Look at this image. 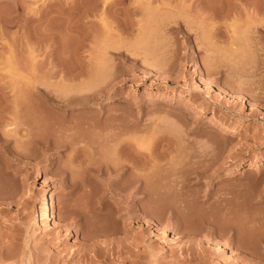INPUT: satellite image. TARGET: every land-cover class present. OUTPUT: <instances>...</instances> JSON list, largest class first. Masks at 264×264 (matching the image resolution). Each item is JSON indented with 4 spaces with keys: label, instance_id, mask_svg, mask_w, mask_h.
<instances>
[{
    "label": "rangeland",
    "instance_id": "obj_1",
    "mask_svg": "<svg viewBox=\"0 0 264 264\" xmlns=\"http://www.w3.org/2000/svg\"><path fill=\"white\" fill-rule=\"evenodd\" d=\"M141 1L0 0V92L31 85L47 106L29 113L33 139H12L27 155L0 164V264H264V41L248 4L207 0L203 19L190 0ZM119 139L147 164L124 181H161L159 202L92 174Z\"/></svg>",
    "mask_w": 264,
    "mask_h": 264
},
{
    "label": "bare ground",
    "instance_id": "obj_2",
    "mask_svg": "<svg viewBox=\"0 0 264 264\" xmlns=\"http://www.w3.org/2000/svg\"><path fill=\"white\" fill-rule=\"evenodd\" d=\"M122 0H113V1H108V0H105V2H104V5L105 6H114V5H116V4H118V3H120ZM138 1V0H137ZM139 1H141V0H139ZM212 1V0H211ZM211 1H207V0H190V2H188V4H186L185 5V7H188V9H193V10H195V11H197L198 13H200L199 14V16L200 15H202V14H204V13H210V12H217V9H219V8H217V7H219V5L216 3L215 4V2L213 3V2H211ZM236 1H245L244 3H245V5H247L248 4V7L247 8H251L250 10L249 9H247L246 10V14H247V22L246 23H248V27H249V31H250V33L252 32V34L254 33V34H256V33H258L259 34V40H261L262 42L264 41V23H263V20H264V0H236ZM142 2V1H141ZM217 2V1H216ZM143 3V2H142ZM222 3H223V1H222ZM227 2L225 1V4H226ZM139 4V3H138ZM228 4L230 5V7L232 6L233 8L234 7H236V6H234V5H237L238 3H236L235 2V0H229V2H228ZM227 4V5H228ZM240 4H242V3H240ZM78 5V4H77ZM223 5V4H222ZM244 4L242 5V6H245ZM249 5H250V7H249ZM136 6V5H135ZM217 6V7H216ZM221 6V5H220ZM239 6V5H238ZM242 6H240L241 8H242ZM74 7H75V5H74ZM222 7V6H221ZM220 7V8H221ZM228 7V6H227ZM246 7V6H245ZM223 9H224V5H223V7H222ZM227 9V8H226ZM229 10H230V8H229ZM232 10V9H231ZM230 10V11H231ZM235 10V9H234ZM243 10H245V9H243ZM219 12V11H218ZM208 15V14H207ZM210 15V14H209ZM211 15H212V13H211ZM214 16V15H213ZM202 17V16H201ZM215 17V16H214ZM211 18V17H210ZM203 19H205V14H204V18ZM202 19V20H203ZM262 20V21H261ZM215 23V22H214ZM209 24V23H208ZM213 24V23H212ZM211 24V25H212ZM210 24L208 25V26H211ZM215 25H216V23H215ZM245 25V24H244ZM217 26V25H216ZM246 26V25H245ZM176 27H177V25H176ZM179 27V26H178ZM180 27H181V25H180ZM185 28V27H184ZM215 26H212L211 27V29H210V32H208V33H210V38L209 39H211L210 40V42H209V46H210V48H211V50L212 51H214V49H212V48H214L215 47V44H216V36L217 35H215L216 34V30H215ZM177 29V28H176ZM183 29V28H182ZM248 30V29H247ZM184 32V31H183ZM248 32V31H247ZM236 33H238L237 31H236ZM236 33H234V34H236ZM244 33V32H243ZM249 33V34H250ZM184 35V34H183ZM186 36V35H185ZM191 36V35H190ZM236 36H237V34H236ZM250 36V35H249ZM249 36H247L246 35V37H248L249 38ZM241 37V36H240ZM243 37V36H242ZM245 37V36H244ZM246 37H245V40H246ZM250 37H252V40L253 39H255L254 37H255V35H252V36H250ZM186 38H187V40H188V36H186ZM215 38V39H214ZM261 38V39H260ZM208 39V40H209ZM218 39V38H217ZM240 39V38H239ZM250 39V38H249ZM249 39L247 40L248 42H250L251 41V44H252V42L254 41H252V40H250L249 41ZM257 39V38H256ZM263 39V40H262ZM214 40H215V43H214ZM238 40V39H237ZM243 42H245V41H243ZM257 42L258 41H256V43H255V47L257 46ZM213 43H214V46H213ZM254 43V42H253ZM264 43V42H263ZM246 44H247V42H246ZM258 44H259V42H258ZM110 45V44H109ZM114 45V44H113ZM233 46H232V48L233 49H237L236 51H238V49H239V47L235 44V43H233L232 44ZM249 45H250V43H249ZM252 45H254V44H252ZM251 45V46H252ZM260 45V44H259ZM213 46V47H212ZM262 46V45H261ZM264 46V45H263ZM112 47H114V46H112ZM209 48V47H208ZM257 48V47H256ZM255 48V51H258V49H256ZM258 48H259V46H258ZM246 49V48H245ZM264 49V48H263ZM253 50V49H252ZM259 50H260V48H259ZM258 52H260V51H258ZM260 54V53H259ZM240 56V55H239ZM247 71V70H246ZM248 72V71H247ZM253 75V74H252ZM205 80H208V79H206L205 78ZM254 83H255V81H253ZM252 82V83H253ZM28 85V84H27ZM247 87V86H246ZM250 87V86H249ZM248 87V88H249ZM247 88V89H248ZM16 88L14 87V89H11V90H8V91H5V90H2L1 92H0V94L3 96V99H5V101H6V99L8 98V99H10V97H14V99L12 100V101H14L13 102V104H12V106H10V107H7V105L6 106H2L3 108L2 109H0V164H2L1 166L3 167V169L2 170H4V168L6 167V168H11V166H12V163H11V159H7L6 158V155H8V157H9V155L10 156H12L11 158H13L12 159V161L15 159V160H17V161H22L21 160V157L22 156H24L25 154H26V152L24 151V149H22L21 148V146L19 147L18 146V143L19 144H22V143H20L21 141H23V139H25L26 140V138L25 137H27L28 135H32V137H30V139L32 138H34L35 136H33V133L35 132L34 131V127H32V126H34V125H32L31 123H30V121H31V118H30V115L32 114L31 112H33V114H34V112H36L35 113V118L37 117H40L39 115H41V118L42 117H44L45 119L47 118V117H45L46 115H45V112H46V110H47V106H46V104L44 103V101H42L41 99H40V97L41 96H43V93L44 92H40V90L39 91H36L35 90V87H34V89L31 87V85H30V87H25V88H19V89H17V90H15ZM48 90V89H47ZM250 90V89H249ZM245 91V90H244ZM46 96H49L47 93L45 94ZM61 96V95H60ZM45 97V96H44ZM43 97V98H44ZM61 98V97H60ZM65 98V97H64ZM12 99V98H11ZM10 99V100H11ZM67 99V98H66ZM70 99V98H69ZM73 100V99H72ZM66 101V100H65ZM7 102V101H6ZM5 102V103H6ZM73 102V101H72ZM70 103V102H69ZM2 104V103H1ZM48 105V104H47ZM8 106H9V104H8ZM49 106V105H48ZM41 108V110L40 111H38V108ZM35 109V111H33ZM37 110V111H36ZM29 113H31L30 115H29ZM45 115V116H43V115ZM32 116V115H31ZM48 116V115H47ZM41 118H38V119H41ZM43 119V118H42ZM45 119H43V120H45ZM37 122L39 121V120H36ZM35 121V122H36ZM40 122V121H39ZM43 122V121H42ZM34 123V122H33ZM24 126V128L26 129V133L25 134H22V135H17L20 131H21V129H19V127L20 126ZM22 132V131H21ZM20 132V133H21ZM12 139H13V142L15 141V142H18L17 143V145L15 144L14 145V147L13 146H11V144L13 143L12 142ZM27 139H28V137H27ZM29 139V140H30ZM118 139V138H117ZM35 140H37V139H35ZM39 140V139H38ZM48 140H50V139H48ZM46 141L45 139H44V141L42 140V141H38V142H34V143H36V145H35V147L36 148H38V149H40L41 151L43 150V153H45V152H47L48 150H50V149H54L55 148V146H57L56 145V143L55 142H51V140H50V142L49 141ZM115 140V139H114ZM31 141V140H30ZM29 141V142H30ZM33 141V140H32ZM31 141V143H33ZM26 143H28L27 141H26ZM26 143H25V145H26ZM115 143V142H114ZM61 144V143H60ZM59 144V145H60ZM113 144V143H112ZM33 145V144H32ZM23 146H24V142H23ZM25 147V146H24ZM23 147V148H24ZM34 147V146H33ZM62 147V146H61ZM127 147H129V145H128V143L126 142V140H123V139H121V141H120V139L118 140V143L115 145V147L113 146V148L112 147H110L111 149L109 150V151H111L112 149H113V156H114V159H113V162L111 161L110 163H108L109 161V159L107 160L108 162H107V165L105 166V168H99V169H93L92 167L90 168V169H93L92 170V174H94V176L96 177V178H100L101 176H103V175H106L107 176V179H109L110 181L112 180L113 182H115L116 184H115V188H116V190L117 189H121V190H131L130 191V193H129V195L130 194H133L134 195V197H136L138 200H139V202H142V200L144 199V198H148V199H155V200H157L158 199V202L160 201L159 199V197L162 195V192H163V194L166 192V190H167V188L166 189H164L165 187L164 186H162L161 185V181H160V183L158 182H156V183H154L153 182V185H151L152 187L150 188V187H147L148 186V184L150 183L149 182V180L147 181L148 183H146V179H147V177H148V175H146V174H144V173H142L143 171H141L140 173H138L135 177H134V179H132V180H130V182H129V180L127 181H124L125 180V178L127 179V177H125V175L127 174V171L129 170V168H130V163H131V161H130V157H129V154L127 153V151H126V149H127ZM57 148V147H56ZM55 148V149H56ZM82 148H84V147H82ZM79 149V148H78ZM77 149V150H78ZM26 150V149H25ZM27 151V150H26ZM78 151H81V149L80 150H78ZM140 151V150H139ZM139 151H137L136 153H134V154H137L138 155V157L139 156H143L144 157V155H143V153L142 152H139ZM78 153H80V152H78ZM84 153H85V151H84ZM108 153V152H107ZM110 153V152H109ZM111 153H110V155H111ZM82 154V153H81ZM80 154V157H82L81 159H83L82 161L79 159V161H80V163H82L83 164V162H84V160H85V158H83L84 156H82ZM27 155V154H26ZM85 155V154H84ZM108 155V154H107ZM109 157H112V156H109ZM110 160H112V158L110 159ZM142 163H143V161H142ZM142 163H139L137 160L135 161V163L134 162H132L131 163V165L133 164V165H137V168L139 169H141V170H143V168H145L146 167V163L144 164H142ZM106 164V163H105ZM104 164V165H105ZM159 164V163H158ZM90 165V164H89ZM91 166V165H90ZM154 166V165H153ZM158 166H160V165H158ZM157 167V166H156ZM87 168V167H86ZM8 170V169H7ZM136 170V169H135ZM145 170V169H144ZM91 171V170H90ZM65 172V171H64ZM135 173V172H134ZM230 173H231V171H230ZM229 174V173H228ZM128 175V174H127ZM147 176V177H146ZM157 176V175H156ZM156 176H153L154 178L156 177ZM131 177V176H130ZM129 177V178H130ZM146 177V178H145ZM173 178V177H172ZM119 180V181H118ZM171 180H173V179H171ZM175 180V182H176V180H177V178H175L174 179ZM111 181V182H112ZM118 183H117V182ZM185 181V180H184ZM72 182H74V181H72ZM174 182V183H175ZM179 182V181H178ZM71 183V182H70ZM179 184V183H178ZM71 185H72V183H71ZM164 187V188H163ZM175 187H176V185H175ZM84 188V187H83ZM169 188V187H168ZM173 188V186H172V184H171V189ZM114 189V188H113ZM163 189H164V191H163ZM176 189V188H175ZM128 191V192H129ZM176 191H178V190H176ZM127 192V191H126ZM140 193V194H139ZM147 199V200H148ZM97 204H98V206H97V208H99V210L100 211H102V210H104L105 208H107L106 207V204H105V199H104V197L103 196H101L99 199H97ZM155 202V201H154ZM119 208V207H118ZM121 208V207H120ZM119 208V209H120ZM98 210V211H99ZM72 211V210H71ZM78 212H80V211H78V209H75V210H73V214H74V218H78L79 216H81V215H79L78 216ZM176 212V211H175ZM100 213V212H99ZM145 213V212H144ZM72 214V213H71ZM73 214L71 215V216H73ZM177 214V213H176ZM175 214V215H176ZM70 215V214H69ZM134 215V214H133ZM47 216L50 218L51 217V213L49 212L48 213V211H47ZM144 216H145V214H144ZM177 216V215H176ZM175 216V217H176ZM82 217V216H81ZM73 218V219H74ZM83 218L81 219H79V220H75V222H76V224L78 225V224H80V228H81V231L82 230H85L84 229V225H83ZM63 221H64V219H63ZM65 223H67V222H65ZM65 223H63V224H60V225H65ZM70 223V222H69ZM72 223V222H71ZM70 223V224H71ZM180 224V223H179ZM176 225V224H175ZM67 226H68V224H67ZM70 226V225H69ZM71 226H72V224H71ZM180 229V227H179V225H178V227H177V229ZM176 229V230H177ZM103 231H105V230H103ZM108 231V230H107ZM83 232V231H82ZM101 232H102V230H101ZM100 232V234L99 235H103L104 236V234H107V233H104L103 234V232L101 233ZM98 233V232H97ZM98 236V235H97ZM109 236H110V234H109ZM110 238L111 237H107V241L105 242L106 243V245H108L109 243V240H110ZM106 240V239H105ZM104 242V241H103ZM96 246H98V245H96ZM100 248V247H99Z\"/></svg>",
    "mask_w": 264,
    "mask_h": 264
}]
</instances>
